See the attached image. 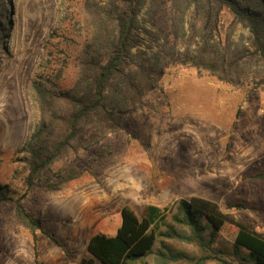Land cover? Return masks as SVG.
Returning a JSON list of instances; mask_svg holds the SVG:
<instances>
[{
    "label": "rangeland",
    "instance_id": "374dc122",
    "mask_svg": "<svg viewBox=\"0 0 264 264\" xmlns=\"http://www.w3.org/2000/svg\"><path fill=\"white\" fill-rule=\"evenodd\" d=\"M164 1L151 0L161 8L157 25L167 29ZM81 4L0 0V21L8 18L0 39V187L14 201L21 200L25 211L65 247L64 253L36 231L39 263L78 264L88 258V240L97 234L114 236L124 207L139 218L148 206L156 207L163 216L158 232L172 226L188 238L189 228L174 217L179 201L192 197L216 203L226 215L248 216L264 234V89L235 87L189 66L166 69L143 107L129 114L103 147L58 162L55 168L77 169V179L53 193L26 187L22 148L38 123L31 84L40 76L51 77L62 89L73 84L84 33L74 26ZM191 11L185 14L186 29ZM221 20L224 39L233 18L224 12ZM140 21L156 31L145 10ZM248 37V29L236 24L232 39L247 43ZM237 203L246 209L230 208ZM235 235L236 228L225 225L213 249L221 250L231 264H253L232 255ZM161 242L173 251L201 255L194 243L157 236L144 263L158 264ZM246 253L243 249L242 256ZM0 264H35L32 234L12 202L0 204Z\"/></svg>",
    "mask_w": 264,
    "mask_h": 264
},
{
    "label": "trees",
    "instance_id": "16d2710c",
    "mask_svg": "<svg viewBox=\"0 0 264 264\" xmlns=\"http://www.w3.org/2000/svg\"><path fill=\"white\" fill-rule=\"evenodd\" d=\"M150 2L81 0L74 26L79 25L84 33L73 84L62 89L45 76L37 77L31 84L38 123L22 148L26 153L23 162L28 171V189L39 186L53 193L77 179V169L55 168L58 162L71 155L77 157L81 151L103 147L109 135L121 130L126 117L143 107L169 67L189 66L235 87L264 89V0H166L162 3L168 10L167 29L156 23L160 5ZM190 8L186 29L185 14ZM144 10L156 31L142 25L140 15ZM224 12L232 16L233 23L223 39ZM6 21L7 17L0 21V39ZM236 24L248 29L247 43L232 39ZM56 76L59 78L60 73ZM104 154L103 150L99 155ZM6 202L14 203L17 217L32 234L35 264H40L36 231L65 253L62 243L42 229L40 220L25 211L21 200L14 201L0 187V204ZM229 206L239 211L246 209L241 203ZM160 215L153 206H148L141 218L122 208L115 235L92 236L86 245L89 257L78 264H146L143 260L157 236L194 243L201 251L200 256L194 257L173 251L161 242L158 264H231L221 250L213 249L217 234L225 225L236 228L232 255L264 264V234L257 232L246 215H226L216 203L199 197L180 200L174 220L189 228L188 238L180 237L172 226H167L164 233L158 232L163 221ZM243 249L246 257L242 256Z\"/></svg>",
    "mask_w": 264,
    "mask_h": 264
}]
</instances>
